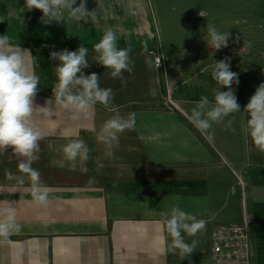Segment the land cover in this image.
Masks as SVG:
<instances>
[{"label": "crops", "instance_id": "1", "mask_svg": "<svg viewBox=\"0 0 264 264\" xmlns=\"http://www.w3.org/2000/svg\"><path fill=\"white\" fill-rule=\"evenodd\" d=\"M210 5V0H86V8L96 10L89 22L64 13L65 21L44 24L43 13L27 10L25 0H0V36L36 60L40 83L34 103L42 107L53 100L50 118L33 117L45 136L31 167L48 190L46 204L33 199L30 175L19 168L22 158L11 148L0 151V210L13 208L20 226L0 236V264H177L184 259L168 251L164 222L174 206L205 221L195 237L185 235L187 242L197 241L189 257L203 259L211 226L240 224L244 212L249 264H264V153L241 127L248 119L245 106L264 83V52L244 54L230 38L227 47H208L207 23L227 32L225 22L208 15ZM107 28L116 31L119 48L131 50L126 85L92 60L93 45ZM81 44L89 50L84 74H98L100 87L112 89L111 103L121 115L136 113L135 128L118 134L111 157L97 135L113 115L109 109L98 103L72 119L54 104L59 61L50 53L75 51ZM158 44L163 70L154 68L148 54ZM225 58L238 74L232 88L241 111L201 132L187 117L202 96L214 99L219 85L211 67ZM77 138L91 149L90 158L72 168L60 149Z\"/></svg>", "mask_w": 264, "mask_h": 264}, {"label": "clouds", "instance_id": "2", "mask_svg": "<svg viewBox=\"0 0 264 264\" xmlns=\"http://www.w3.org/2000/svg\"><path fill=\"white\" fill-rule=\"evenodd\" d=\"M27 10L37 9L43 15L44 24L64 20V13L75 22L87 23L96 16V10L86 8V0H25ZM199 15L205 17L203 12ZM65 21V20H64ZM229 32L221 33L218 29L207 23L204 40L208 47L219 50L227 47ZM239 39V37H237ZM118 37L113 28H107L99 42L93 45L92 60L110 70L107 75L113 79H121L122 85L127 81L123 78L124 72L133 71L130 49L119 48ZM88 48L81 44L75 51L63 49L53 51L50 58L58 60L55 67V86L52 87L55 106H59L76 119L80 114L89 113L96 104L109 109L113 115L104 122L97 135L106 145L105 156L111 157L118 134L126 130H133L136 125V113L130 112L121 115L118 107L112 105L114 93L111 88H101L100 76L96 73L85 75L82 71L88 68ZM27 53V57L25 55ZM151 67V61H146ZM36 60L26 49H21L6 35L0 36V151L12 152L21 157L19 168L30 175L33 183L32 196L37 204H46L48 190L40 184L37 170L31 164L38 160L39 142L44 139L43 130L34 122V115L42 114L45 117L53 115L52 99L45 102V106H38L34 98L38 92L40 78L35 74ZM159 67V64L157 65ZM211 77L219 85L214 99L210 101L202 96L191 109L187 117L189 121L201 132H207L213 124L221 123L232 113L241 111L234 94L232 85L239 84L238 74L230 70L228 58L216 61L211 67ZM227 88V91H222ZM248 119L241 125L250 138L254 148L264 153V83L259 84L249 102L244 108ZM228 126H231L229 121ZM93 131H96L93 129ZM210 138V137H209ZM63 161L74 168L77 162L86 164L90 158L91 149L82 139H70L60 149ZM86 171V168L84 169ZM4 215L0 219V236H7L12 229H19L15 223V210L11 207L0 210ZM167 232L171 238L168 251L178 254L180 259L188 258L196 249L197 241L187 242L185 235L195 237L205 228V221L198 219L179 206L171 208L164 213Z\"/></svg>", "mask_w": 264, "mask_h": 264}, {"label": "rangeland", "instance_id": "3", "mask_svg": "<svg viewBox=\"0 0 264 264\" xmlns=\"http://www.w3.org/2000/svg\"><path fill=\"white\" fill-rule=\"evenodd\" d=\"M210 4L208 15L225 22L230 44L244 54L264 52V0H210Z\"/></svg>", "mask_w": 264, "mask_h": 264}, {"label": "built area", "instance_id": "4", "mask_svg": "<svg viewBox=\"0 0 264 264\" xmlns=\"http://www.w3.org/2000/svg\"><path fill=\"white\" fill-rule=\"evenodd\" d=\"M148 54L154 68L163 70L160 45L149 49ZM247 223V215L242 212L240 224H213L209 232V250L203 259L188 257L177 264H249Z\"/></svg>", "mask_w": 264, "mask_h": 264}, {"label": "trees", "instance_id": "5", "mask_svg": "<svg viewBox=\"0 0 264 264\" xmlns=\"http://www.w3.org/2000/svg\"><path fill=\"white\" fill-rule=\"evenodd\" d=\"M47 81L49 82V70H47Z\"/></svg>", "mask_w": 264, "mask_h": 264}]
</instances>
